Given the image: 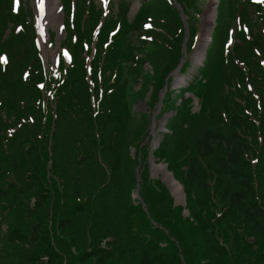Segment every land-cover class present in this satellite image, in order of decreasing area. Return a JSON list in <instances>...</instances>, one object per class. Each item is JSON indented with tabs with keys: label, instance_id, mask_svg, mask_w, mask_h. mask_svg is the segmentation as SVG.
Wrapping results in <instances>:
<instances>
[{
	"label": "trees",
	"instance_id": "1",
	"mask_svg": "<svg viewBox=\"0 0 264 264\" xmlns=\"http://www.w3.org/2000/svg\"><path fill=\"white\" fill-rule=\"evenodd\" d=\"M176 2L191 51L200 3ZM61 3L70 63L60 56L53 75L31 12L0 0V264H264V36L247 12L258 5L221 0L203 65L178 104L171 91L163 97L160 114L175 113L153 156L182 184L183 207L149 176V147L140 144L150 115L141 113L134 127L130 105L149 89L156 105L178 65L185 30L178 10L147 0L130 20L129 0L109 7L89 61L91 87L86 61L103 9L94 0ZM138 78L144 86L134 91ZM138 162L143 203L130 196Z\"/></svg>",
	"mask_w": 264,
	"mask_h": 264
},
{
	"label": "rangeland",
	"instance_id": "2",
	"mask_svg": "<svg viewBox=\"0 0 264 264\" xmlns=\"http://www.w3.org/2000/svg\"><path fill=\"white\" fill-rule=\"evenodd\" d=\"M25 2V4H27L28 6H30V4L33 5V0H23ZM99 0H96V2H98ZM101 1V0H100ZM113 3H114V7L118 4V1L117 0H111ZM133 1V0H131ZM204 2V5H203V9L207 8V4L210 2V0H201ZM134 2V1H133ZM133 4V3H131ZM113 7V6H112ZM133 17V13L131 11H129V14H128V18L131 19ZM61 15H60V24H61ZM48 31L51 32L53 31L54 34H55V40L53 42V44L51 45H48L45 49V47L42 45H40L41 47V51H42V54H43V60H44V63L46 64V66L48 67L47 64L51 65V57L47 54V51L50 52V51H53V52H58V45H59V41L63 38V32L62 30L60 29L59 30V27L55 24V23H52V24H49L48 25ZM49 42V41H48ZM198 49L199 47L196 49L195 53L192 52L191 53V67L188 69L189 72L186 71V73H181V74H174L171 78V82H170V85H169V89L168 91H171L172 92V98L176 100V104L179 103L180 101V96L179 94L181 93L182 89L180 88H183V87H186L187 86V83L190 82V79L192 77V75H194L196 73V67L198 65H196L194 63L195 61V57L198 53ZM142 67H143V70L144 72H147L148 74H151L152 72V67L149 65L148 62L144 61V63L142 64ZM174 77V79H173ZM177 78H180L182 79V81L180 83H177L176 82V79ZM144 86L143 84V80H140V78L136 79L133 84H132V89L135 91V90H139V89H142ZM149 94H150V89L146 92V96H144L143 99H135L134 101L132 100V102H130V105H131V108H132V112H134L135 114V117H134V121H133V125L134 127L136 126V124H139L138 121H143V118H141V113L142 114H146V115H150L149 117V123L147 125V128L149 129V127L151 126L152 124V117L155 115V117H153L154 119V136H155V140H157L160 136L157 135L158 132H161L163 129H165L164 127V117L166 115H170L169 112L170 111H165V114L163 115H160L159 112H157L158 110V103H156V105H154L153 107L150 106L148 104V101H149ZM129 97V100H131V97ZM145 115V116H146ZM157 117V118H156ZM139 118V120H138ZM161 130V131H160ZM164 131V130H163ZM166 132V131H165ZM145 140V138H144ZM154 139H152V142H150V144H152V148H154V142H153ZM128 151L131 155V157L134 156V148H131V147H128ZM151 159H153V157H151ZM154 166H150V171H149V175L150 177H159L161 178L164 182L167 183L168 185V182L163 178V174L160 173L157 169L158 167V164H156L157 162L154 160ZM169 186V185H168ZM167 187V186H166ZM136 190H132L130 192V196H131V199H136V194H135ZM177 200H180V198H177Z\"/></svg>",
	"mask_w": 264,
	"mask_h": 264
},
{
	"label": "bare ground",
	"instance_id": "3",
	"mask_svg": "<svg viewBox=\"0 0 264 264\" xmlns=\"http://www.w3.org/2000/svg\"><path fill=\"white\" fill-rule=\"evenodd\" d=\"M36 7V22L37 27L42 34L43 39L45 37V31L48 28L49 24L55 23L57 26H60V8L57 0H34ZM214 16V1H211L208 9L204 15L203 19V36L201 40V46L199 47V51L195 57V63H199L203 57V51L206 47L208 37L210 35L211 22ZM47 54L54 60L55 52L47 51ZM181 79L177 78L176 82L180 83ZM158 171L163 174V176L167 179L170 189L173 194L179 198L180 197V189L178 185L173 181L171 176L166 172L164 167H157Z\"/></svg>",
	"mask_w": 264,
	"mask_h": 264
},
{
	"label": "snow or ice",
	"instance_id": "4",
	"mask_svg": "<svg viewBox=\"0 0 264 264\" xmlns=\"http://www.w3.org/2000/svg\"><path fill=\"white\" fill-rule=\"evenodd\" d=\"M0 59H3L2 57H0Z\"/></svg>",
	"mask_w": 264,
	"mask_h": 264
}]
</instances>
